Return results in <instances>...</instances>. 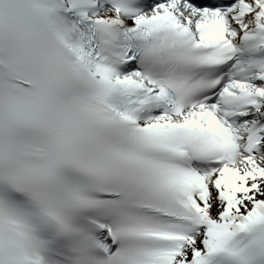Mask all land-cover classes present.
<instances>
[{
	"label": "snow or ice",
	"instance_id": "6c2138e0",
	"mask_svg": "<svg viewBox=\"0 0 264 264\" xmlns=\"http://www.w3.org/2000/svg\"><path fill=\"white\" fill-rule=\"evenodd\" d=\"M0 264H264V0H0Z\"/></svg>",
	"mask_w": 264,
	"mask_h": 264
}]
</instances>
